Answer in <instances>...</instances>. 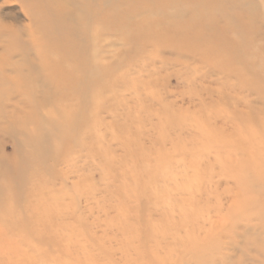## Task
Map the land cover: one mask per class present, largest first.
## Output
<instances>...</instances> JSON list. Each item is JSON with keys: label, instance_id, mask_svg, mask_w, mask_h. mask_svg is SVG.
<instances>
[{"label": "rangeland", "instance_id": "1", "mask_svg": "<svg viewBox=\"0 0 264 264\" xmlns=\"http://www.w3.org/2000/svg\"><path fill=\"white\" fill-rule=\"evenodd\" d=\"M60 1L109 72L75 92L85 34L0 0V264H264V0ZM174 8L206 52L137 33Z\"/></svg>", "mask_w": 264, "mask_h": 264}, {"label": "bare ground", "instance_id": "2", "mask_svg": "<svg viewBox=\"0 0 264 264\" xmlns=\"http://www.w3.org/2000/svg\"><path fill=\"white\" fill-rule=\"evenodd\" d=\"M14 1H18L21 4L22 10H24L26 15L28 16L29 28H31L35 24L41 25L46 20L51 22L55 21L56 23H61V24H65L66 21V23L69 24L68 26H70L71 28H75L76 30L79 29L80 30L79 32H83L85 34V37H83L84 39H82L80 44L79 43L78 44L79 45L83 44L82 46L86 48V51H93L92 54H90V56L92 55L91 58L89 57V59L84 62L71 61V63L67 64L66 66L62 62H58V63L54 62L51 65L53 66L51 68H54V70H57L58 72L63 71L64 72L63 75H65L64 77L68 78L70 84L69 86L71 87V89L77 93L82 94L84 97L87 96L91 90L99 89L100 84L101 83L103 84L106 81V77L108 76L109 70H108V66L103 62L105 61L104 57L102 56L100 58H97L98 52H100L99 50H101V48L100 49L98 48L99 49L98 50L95 47L94 41L96 36L93 34V32L92 33L89 32L90 21H93L95 18L94 13L91 12L89 7H87L85 4L74 1L72 3L73 4L72 7H75L74 8L76 9L75 11L80 10L79 14L76 15L75 11L74 12L68 11L65 4L60 0H14ZM104 1L107 2V0ZM202 7H204L201 9L202 12L205 9L208 10V7L206 5L205 6L203 5ZM49 8H50V12L48 10ZM45 9L47 10V12L45 11ZM175 10L176 8H174L173 11L170 13L168 12L163 13V17L159 21H152L149 18L144 19L142 22L137 24L138 25L137 33L139 35L149 33L152 35V38H154L155 40L163 38L165 41L173 43V46L175 47L188 48L190 51L198 50L201 52H206L205 51L206 45H209L210 41H208L207 39L204 40L199 37L200 29L198 27H194L192 23L188 21L180 20V22H178L179 19H183L184 16L187 15L186 13L193 12V9H191V11L185 10L182 13H178ZM85 17L87 23L83 27L81 26L80 29V22ZM176 18L178 19L177 22L175 20ZM238 18L240 19V16ZM63 19L65 21H63ZM160 21H161L160 24L166 23L169 29H163L160 32L155 31L154 27L158 26ZM249 26L250 24L248 22H244L243 24H239V26H236V28H238V32H240L241 34H245ZM230 28H231L230 26H225L223 27V31L227 32L230 30ZM3 29L4 26L2 27L0 25V32H3L2 31ZM216 36L217 35H215V37ZM191 39H196L195 41L196 43H192ZM242 39L244 40V38H241V41H243ZM222 44L226 45V43L224 42H222ZM213 49L215 50L216 48L214 47ZM58 76L61 75L57 74V77ZM254 137L255 136H253V138ZM259 140H261V138H259L258 141ZM253 145L254 144H252V146ZM257 145L261 146V143L258 142ZM127 261H128L127 264H174L175 262L171 260L169 256L160 257L159 255H157V253L133 254L131 255L130 259H128ZM105 264H108V262H106Z\"/></svg>", "mask_w": 264, "mask_h": 264}]
</instances>
